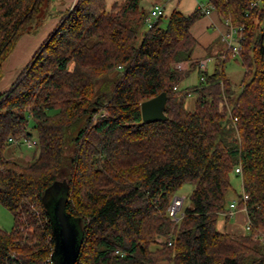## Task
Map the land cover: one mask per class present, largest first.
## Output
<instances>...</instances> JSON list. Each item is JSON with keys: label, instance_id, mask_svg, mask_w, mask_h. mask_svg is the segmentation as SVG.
<instances>
[{"label": "trees", "instance_id": "trees-1", "mask_svg": "<svg viewBox=\"0 0 264 264\" xmlns=\"http://www.w3.org/2000/svg\"><path fill=\"white\" fill-rule=\"evenodd\" d=\"M144 2L78 0L0 95V204L14 217L11 231L0 228V264L52 256L47 205L56 188L82 231L77 264H264V242L253 240L264 232V0H209L224 23L245 28L239 93L224 72L232 50L212 74L199 70L191 30L206 15L175 10L147 29L155 4ZM50 4L0 0V81ZM196 71L199 83L182 89ZM162 93L166 120L143 122L142 103ZM32 139L27 164L6 156L12 141ZM233 176L243 190L233 199L253 226L245 235L218 230L221 216L231 219ZM185 185L195 189L175 225L168 207Z\"/></svg>", "mask_w": 264, "mask_h": 264}, {"label": "crops", "instance_id": "crops-1", "mask_svg": "<svg viewBox=\"0 0 264 264\" xmlns=\"http://www.w3.org/2000/svg\"><path fill=\"white\" fill-rule=\"evenodd\" d=\"M77 1L78 0H51L49 18L47 17L44 24L37 32L25 34L21 37L13 53L6 62L3 70V79L0 82V95L8 92L12 88L23 69L32 60L38 49L53 32L63 16L73 9ZM200 2L209 3V0H176L175 2H173V0H153L150 6L161 4L165 8V16L169 17L175 10H179L184 14H191L197 10ZM169 6L171 7L170 13H168ZM191 32L198 40V46L195 51L196 58L199 60H207V67L210 61L220 58H214L210 55V52L213 49L211 48L213 43L218 41L224 43L223 36L227 32L226 23L219 18L216 12L199 20L193 26ZM234 218H237V220L232 224L227 221L223 226L222 230L224 231L222 232L234 235L235 233H244L245 227L249 222L247 211L244 209L238 211L231 219Z\"/></svg>", "mask_w": 264, "mask_h": 264}, {"label": "rangeland", "instance_id": "rangeland-1", "mask_svg": "<svg viewBox=\"0 0 264 264\" xmlns=\"http://www.w3.org/2000/svg\"><path fill=\"white\" fill-rule=\"evenodd\" d=\"M125 1L126 0H106L107 8H110L115 3L123 4ZM175 1L176 0H173V2H175ZM151 2L152 1L146 0V2H144V4L148 7L149 5H151ZM170 10H171V7L169 6L168 13H170ZM167 22H168V18L165 17L164 26L167 25ZM261 29L264 32V21L262 22ZM211 48H213V49L211 50L210 55H212L214 58L215 57H221L224 53H226V45H224V43H222L221 41L214 42L213 45L211 46ZM5 64H4V66H5ZM178 64H181V63H176L175 66H177ZM216 65H217L216 59L210 61V63H208V67H207L206 71L209 74H212L214 72V69L216 68ZM4 66L2 68V71L4 70ZM188 67H189V64H188ZM70 68H73V65H71ZM224 72H225L226 77L230 80L233 89L237 93H239L241 90L242 83L245 79L247 70H246V67L243 65L242 61L240 60V58L237 54H235L234 57H231L229 60H227V62L224 65ZM3 75H4V71H3ZM2 79H3V77H2ZM199 79H200L199 73L197 71L193 72L190 75V77L187 78L182 83L181 88L186 89V88L192 87V86L196 85L197 83H199ZM106 84L107 83H105L104 85L106 86ZM195 101H196L195 97H192L191 99L188 100V102H187L188 110L194 109ZM35 152H36L35 148L28 149L26 146H21V145L17 146L15 144H13V146L9 147L8 151L5 154L11 160H18L22 164H27L28 162H30L33 159ZM232 184H233V189H234L235 193H233L230 198L232 200H234L233 198H235V196H237V195H240L243 192V190H242V183H241V180L239 178L233 176ZM194 189H195V187L193 185H185L176 195L178 197H182V198L184 197L185 198L184 210L189 208L191 205L190 196H191L192 192L194 191ZM231 218H232V216H231ZM236 220H237V218L230 219L229 223L232 224ZM225 223H227L226 217L221 216L219 218V222H218V230L219 231H221V232L224 231L222 229H223V226L225 225ZM13 227H14V217H13L12 213L0 204V228L4 229L6 231H11L13 229ZM246 233L247 232L244 231L243 234L242 233L241 234L235 233V235L236 234L245 235Z\"/></svg>", "mask_w": 264, "mask_h": 264}, {"label": "water", "instance_id": "water-1", "mask_svg": "<svg viewBox=\"0 0 264 264\" xmlns=\"http://www.w3.org/2000/svg\"><path fill=\"white\" fill-rule=\"evenodd\" d=\"M166 93L145 101L141 105L143 122L166 120L165 106ZM67 192L56 188L48 200V208L52 216L55 236V249L52 254L54 264H77L82 245L83 236L78 220L67 212Z\"/></svg>", "mask_w": 264, "mask_h": 264}, {"label": "built area", "instance_id": "built-area-1", "mask_svg": "<svg viewBox=\"0 0 264 264\" xmlns=\"http://www.w3.org/2000/svg\"><path fill=\"white\" fill-rule=\"evenodd\" d=\"M202 14L209 16L213 12H215V7L209 2H200L198 4V8ZM165 16V8L161 4H156L152 7L148 17L146 18V27L147 29L153 28L158 21L160 20L161 17ZM226 27H227V32L223 36V42L226 45L227 51L232 50L235 54H238L241 49H242V41H243V31L245 30L244 27L236 28L230 20L226 21ZM223 58L226 57V54L222 55ZM207 60H201L199 63V70L205 71L207 70ZM177 69L184 71L187 70L188 64L187 63H181L176 66ZM201 81H204V77L201 78ZM177 90V88H175ZM12 144L15 145H21V146H26L28 149L35 148L37 145V141L32 139V140H24V141H12ZM236 173L241 175L242 170L241 167L236 169ZM244 202H247L249 199V196L245 193L242 194ZM184 203H185V198L183 197H178L175 196L171 202V204L168 207V215L171 218L172 222H174L175 225L179 224L181 220L183 219L185 213H184ZM246 211V208H244ZM239 210V203L237 200H234L230 204V215L234 216L235 213H237ZM253 231V226L250 222L245 227V232H252ZM253 240L255 241H261L264 242V232H256L253 235ZM159 242H163V239H160ZM173 241H172V236L171 240L169 241L168 245L172 246ZM52 257V256H51ZM48 258L46 264H54L52 258Z\"/></svg>", "mask_w": 264, "mask_h": 264}]
</instances>
